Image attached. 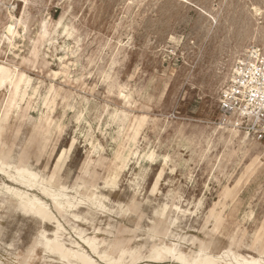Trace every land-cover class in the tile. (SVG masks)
<instances>
[{"label":"bare ground","instance_id":"bare-ground-1","mask_svg":"<svg viewBox=\"0 0 264 264\" xmlns=\"http://www.w3.org/2000/svg\"><path fill=\"white\" fill-rule=\"evenodd\" d=\"M15 1L24 5L19 17L11 12L0 17V264H264V221L257 217L255 209H249L240 218L225 247L219 239V229L234 201L239 200L250 178L264 165L260 145L242 138L232 125L221 124L213 130L214 141L232 147L230 157L251 163L245 164L241 176L232 179L227 172L229 164L217 159L215 180L220 185L223 178L231 182L214 201L204 226L198 220L203 215L205 195L197 202L193 199L186 208L181 206L178 189H170L163 204L158 203L160 194L155 199L147 198L143 185L151 167L145 163L152 165L162 160L174 172L185 167L187 161L179 151L173 155L159 153L149 137L139 136L140 130L149 124L154 129L158 127L160 119L151 108L134 113V92L127 84H115L113 65L109 64L108 71L103 69L101 82L109 95L122 100L123 106L92 103L74 89V84L86 82L92 76L88 73L80 77L73 68L80 60L82 36L71 47L65 34L77 32L75 18H70V11L64 9L59 19L46 17L37 21L29 11L32 0ZM25 40L28 52L20 56L19 44ZM123 50L120 47L111 56L115 67ZM10 56L17 58L21 67L4 62ZM50 58L58 63L53 65ZM102 61L100 58L96 66ZM41 75L49 81L40 80ZM70 113L73 115L69 118ZM82 126L85 131L81 134L89 139L91 152L81 176L70 186L69 173L53 170L52 159L66 131H80ZM10 132L12 139L8 142L5 135ZM97 132L105 144L96 136ZM109 140L120 147L113 153L114 158L108 154ZM124 155L130 161L126 186L131 195L127 203L111 198L123 191L121 184L95 182L101 181L102 171L119 175V159ZM43 160L45 165L41 167ZM188 177L192 180V172ZM193 204L194 208L190 207ZM144 206L152 208V217L142 214L128 227L126 221H132L127 218L132 214L138 216ZM15 217L40 226L33 245L18 254L13 253L15 241L6 244L2 239L5 233L1 224L10 223L9 219ZM144 218L151 226L147 227L146 236L140 237V222ZM73 234L97 255L98 261L74 241Z\"/></svg>","mask_w":264,"mask_h":264},{"label":"rangeland","instance_id":"rangeland-1","mask_svg":"<svg viewBox=\"0 0 264 264\" xmlns=\"http://www.w3.org/2000/svg\"><path fill=\"white\" fill-rule=\"evenodd\" d=\"M32 1L29 11L37 21L46 17L59 19L64 9L70 11V18H75L77 32L65 34L71 47L77 37L82 36L80 60L73 68L80 77L88 73L92 76L86 82L74 84V89L88 97L92 103L108 102L116 107L123 106L122 100L109 95L107 86L101 82L103 69L108 71L109 64L113 65L117 75L114 78L115 84H127L134 92V113L141 110L147 112L151 108L153 115L160 119L158 127L154 129L149 124L144 130H140L139 136L149 137L152 147L161 154L173 155L179 151L183 155L182 159L187 160L186 166H180L171 172L170 166H165L162 160L152 165L145 163L151 168L143 185V193L149 199H155L160 194L158 203L163 204L170 189L181 190L183 208L191 204L193 199L197 202L205 195L203 215L198 220L204 226L214 207V201L218 200L222 188L231 182L230 179L223 178L220 185L215 180V165L218 160L225 165L229 164L227 172L232 179L241 176L245 164L251 163L248 159L230 157L232 147L214 141L213 130L221 125V94L231 78L236 61L251 47L264 51V0ZM6 4L7 8L2 10L0 17L5 18L10 12L19 17L24 5L15 0H7ZM12 6L16 8L13 9ZM59 43L62 44L63 40L60 39ZM28 47V41L20 43L18 54L26 55ZM120 47H124V50L115 67L114 59L110 60L113 52ZM100 58L103 61L96 66ZM49 61L53 65L58 63L51 58ZM4 62L21 67L14 56L4 59ZM31 73L36 77L34 72ZM39 79L49 81L46 75H41ZM72 115L70 113L69 118ZM94 118L95 114L92 112L90 119ZM84 131L85 126L80 131L68 129L60 138L52 159L53 170L69 173L67 183L70 186L81 176L84 162L90 157L89 139H84L81 134ZM239 132L242 138L253 141L245 132ZM96 136L105 144L98 132ZM5 139L11 141L12 133L6 134ZM257 143L264 153V143ZM108 146L113 149V152L109 149L108 154L114 158L113 153L120 147L110 140ZM129 162V157L124 155L119 159V175L102 171L101 181L95 179L98 185L100 182L113 186L121 184L123 191L111 195L113 200L121 203H127L131 195L126 186ZM44 165L43 160L41 167ZM115 170L116 168L113 169ZM133 171L132 167L131 172ZM189 171L192 172V180L188 177ZM142 184L141 179L140 185ZM259 188L260 192L256 194ZM190 207L194 208V204ZM251 208L255 209L257 217L263 222L264 165L250 178L247 189L239 200L234 201L227 219L220 227L219 239L223 247L238 228L240 218ZM151 211L152 208L144 206L138 216L132 214L127 218L132 224H128L126 220L125 224L132 227L142 214L152 217ZM9 221L10 223L4 221L1 224L5 233L3 242L11 244L15 241V254L26 252L37 239L40 226L18 217ZM140 226L142 230L138 232V236L145 237L147 227L151 225L144 218ZM73 237L75 242H79L98 261L95 253L74 234ZM1 253L6 257L3 250Z\"/></svg>","mask_w":264,"mask_h":264},{"label":"built area","instance_id":"built-area-1","mask_svg":"<svg viewBox=\"0 0 264 264\" xmlns=\"http://www.w3.org/2000/svg\"><path fill=\"white\" fill-rule=\"evenodd\" d=\"M0 0V13L7 8ZM220 123L264 143V51L249 48L235 63L219 104Z\"/></svg>","mask_w":264,"mask_h":264}]
</instances>
